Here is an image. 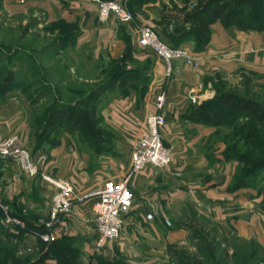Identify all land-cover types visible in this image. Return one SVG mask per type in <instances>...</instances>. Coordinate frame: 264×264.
Masks as SVG:
<instances>
[{
  "label": "crops",
  "instance_id": "1",
  "mask_svg": "<svg viewBox=\"0 0 264 264\" xmlns=\"http://www.w3.org/2000/svg\"><path fill=\"white\" fill-rule=\"evenodd\" d=\"M14 1L26 8L41 2L48 15L47 22L55 16L67 23L74 21L79 30L77 47L89 46L95 51L112 48L114 52L115 48H122L123 32L132 37L135 46L134 31L140 24L152 26L159 39L167 42L169 35H175V27L178 26L175 24L183 17L179 10L183 4L179 0H131L127 6L133 15L130 24H120L115 19L101 23L95 5L88 1ZM183 26L189 27V24ZM184 43L182 48L198 59V68L173 61L171 78L166 80L163 62L150 53L153 80L147 94L142 96L128 88L123 93L111 92L102 96L106 105L101 116L124 137L128 145H134L144 132V117L155 112L156 94L164 91L165 125L161 129V137L172 155L168 166L161 169L147 167L134 175L129 185L134 199L123 216L120 237L109 242L104 249L107 263L123 260L127 264H139L164 246L181 241L183 231L177 227L185 216V208L190 207L205 220L223 224L236 237L245 238L252 233L258 242L264 244V219L259 218L256 212L259 207L264 208V196L251 189L231 191L230 180L235 163L215 160L207 140L214 128L189 118L190 109L210 95L206 77L239 67L264 73V32H242L232 27L225 28L220 21H215L209 26L208 43L202 50L195 51L192 39ZM137 57L145 59L142 52H138ZM192 98L197 99L196 103ZM19 104L17 96H0V140L17 135L43 171L69 181L77 192L99 187L108 178H99L88 170L62 141L51 149L42 146L34 151L33 136ZM216 147L219 152L221 145ZM129 165L128 161L125 167L117 169L114 178H120ZM41 183L24 175L11 159H0V200L12 214L28 213L32 219L37 216V204L40 201L44 203L43 198H49L48 187ZM91 204V201L74 204L70 214L63 218L67 225L65 236L84 242L82 264H93L95 258H99H94L93 252L88 251L95 239ZM46 264L56 263L48 260Z\"/></svg>",
  "mask_w": 264,
  "mask_h": 264
},
{
  "label": "rangeland",
  "instance_id": "2",
  "mask_svg": "<svg viewBox=\"0 0 264 264\" xmlns=\"http://www.w3.org/2000/svg\"><path fill=\"white\" fill-rule=\"evenodd\" d=\"M179 1L183 4L179 9L183 17L175 25L182 26L188 23L189 27L185 28L189 29L191 24L185 16L195 11L198 0ZM234 1L230 0L229 3L233 5ZM80 2L86 1L80 0ZM47 20L48 15L41 2L26 8L21 7L14 0H0V70L3 75L0 77V96L11 94L19 98V109L33 136L34 151L41 145L51 149L62 141L61 143L69 148L71 154L81 159L88 170L97 174V177H103V179L108 177L105 181L116 179L114 173L117 169L125 167L128 161L130 163L134 145H128L124 137L101 116L106 105V99L102 96L111 92L123 93L128 88L136 90L142 96L147 94L153 80L152 64L146 62L147 60L151 62L150 52L138 48L136 44L133 46L132 37L126 32L122 33V48H115L114 52L112 48L95 51L89 46L77 47L76 39H70L74 25L79 31L74 21L67 23L57 16L53 17L50 22ZM59 22L69 26L67 29L64 27V31L69 30L70 32V37L64 38L65 40L62 38L67 37L68 34L61 35L58 31L62 28ZM232 28L242 32H264V30L238 29L236 26ZM126 38L128 39L125 40ZM165 43L173 44L168 41ZM183 44H185L184 41L177 46L182 48ZM138 52H142L146 60L138 59ZM120 70L122 71L121 76L111 85L112 80L111 82L108 80L109 74L115 71L120 72ZM13 73L14 82L12 80V84L6 86L4 76L11 74L13 79ZM165 78L167 80L171 76ZM205 82L206 85L209 84L210 92L205 101L217 97V91L257 97L264 101L263 72L239 67L210 75L206 77ZM103 88H110V90L101 94ZM94 90L100 91L101 97L86 106H80L81 97ZM56 102L78 112L83 117L82 122L74 126L68 122L58 121L57 125L52 127L55 131L44 132V143L37 144V138L43 129V124L39 123L38 119L41 118L44 110L52 107V104ZM212 128L214 130L207 139L208 149L211 155L216 157L215 160L225 162L222 155L225 149L222 137L229 133V129ZM22 144L30 152L23 142ZM217 144L221 145L219 152ZM261 175L255 187L243 189H251L256 194L264 196V171ZM43 199L44 203L40 201L37 204L39 210L34 219L28 213L19 214L23 217L20 218L26 221L25 228H10L3 224V212L1 211L0 244L13 249V258L8 260V264H16L20 261L19 259L33 257L38 253L39 235L42 232L37 230L40 227L37 224L44 214L42 210L46 208L45 201L48 202L46 197ZM0 204L5 205L3 200H0ZM185 210V216L181 219L182 223L177 227L178 230L183 231L184 238L178 243L164 246L153 253V256L142 259L139 264H178L181 259L206 263L208 260L206 255H212L213 258L210 261L215 264H264V244L258 242L254 234L249 233L245 238L236 237L226 226L217 225L212 220H205L191 207ZM256 212L263 213L264 208L259 207ZM258 216L261 218L260 215ZM171 226L173 227L172 224ZM65 233L67 232H64L58 239L65 237ZM233 241L236 246L243 247V249L235 252L236 249L232 247ZM70 243L80 255L79 262L76 264H82L81 256L84 251L81 248L84 242L80 239H73ZM92 249L93 246L88 251H93ZM254 251L257 252L256 255ZM90 253L92 252L88 254ZM236 253L240 258L236 256L235 263ZM98 257H94L96 262L93 264L107 263L104 254ZM89 258L92 259L91 256ZM121 264L127 263L122 260Z\"/></svg>",
  "mask_w": 264,
  "mask_h": 264
},
{
  "label": "trees",
  "instance_id": "3",
  "mask_svg": "<svg viewBox=\"0 0 264 264\" xmlns=\"http://www.w3.org/2000/svg\"><path fill=\"white\" fill-rule=\"evenodd\" d=\"M229 1L198 0L195 11L187 13L185 16L191 24L190 28L186 29L183 25L176 27L175 35L168 36V42L173 44H167L172 48H177L179 47L177 45L182 41L192 39L195 51H200L208 43L209 26L215 21H220L225 28L236 26L238 29L253 31L264 30V19H262V16H264V0H235L233 5ZM59 23L62 24H60L62 28L58 30L61 35L68 34L67 37L62 38L63 40H65L64 38H68V36L70 37V35H72L70 39L73 38L75 40L78 37L79 31L75 28L76 25L72 27L73 32L70 34L69 30L64 31V27L67 29L69 26L63 22ZM146 62L148 64L151 63L148 60ZM1 73L0 70V77L3 76ZM121 73L122 71L120 70V72L115 71L109 74L108 80L110 82L112 80L111 85L121 76ZM3 79L6 86H10L12 80L14 82V73L13 79L11 74L5 75ZM108 90L110 88H103L101 94ZM101 94L100 91H91L81 97L79 105L86 106V104L100 98ZM92 111L94 112L93 109ZM189 118L196 123L206 126L229 129V133L222 137L225 144L222 155L225 162L236 163L230 180L231 191L252 188L259 183L261 174L264 171L263 100L257 97L217 91V97L210 101H204L190 109ZM82 119L83 117L70 107L61 106L57 102L53 103L52 107L50 106L44 110L41 118L38 119V122L43 124V129L37 138V144L44 143V132L48 130L51 132L55 131L52 127L57 125L56 123L58 121L68 122V124L77 126L82 122ZM41 147L42 145L38 146L35 150ZM14 215L22 217L17 214ZM29 227L31 228V225ZM37 230L43 232L42 227H38ZM71 240L73 239L65 236L49 244L39 241L38 253L33 257L19 259L20 261L16 264H46L48 260H54L56 264H76L79 262L80 255L71 245ZM233 242L232 247L236 249V251L234 250L235 252H238V249H243V247L236 246L235 241ZM256 254L257 252L254 251V255ZM236 256L240 258L238 253H236L234 256L235 263L237 261ZM205 257L208 259L206 263H195L181 259L178 264H215L210 261L213 258L212 255H206ZM12 258L13 249L0 244V264H8V260H12ZM121 262L122 260L106 264H121Z\"/></svg>",
  "mask_w": 264,
  "mask_h": 264
},
{
  "label": "built area",
  "instance_id": "4",
  "mask_svg": "<svg viewBox=\"0 0 264 264\" xmlns=\"http://www.w3.org/2000/svg\"><path fill=\"white\" fill-rule=\"evenodd\" d=\"M96 7L97 18L101 23L115 19L120 24L133 22V15L128 10L130 0H84ZM135 44L138 48L148 51L164 64V75H172L173 61H181L185 65L198 68L199 62L186 49L172 48L161 41L154 28L140 25L135 28ZM197 99L192 98L196 103ZM155 112L144 117V132L136 140L128 170L117 179H108L99 187L85 192H77L67 180L43 171L31 153L23 146L18 136H8L0 140V159H11L28 177L44 183L49 190V198L45 212L39 219L42 227L39 239L49 244L57 240L67 231L63 218L67 217L74 204L91 201V223L94 227L95 239L93 254L102 255L108 243L120 237L123 229V216L131 208L134 196L129 188L134 175L147 167L164 168L171 163V151L163 143L161 129L165 125L166 93L159 91L154 99ZM3 212V224L13 228H25L26 221L11 214L6 205L0 204ZM264 218V212L258 214ZM169 226L170 224L166 222Z\"/></svg>",
  "mask_w": 264,
  "mask_h": 264
}]
</instances>
